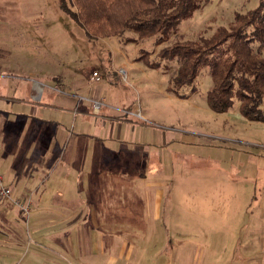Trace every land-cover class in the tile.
<instances>
[{"label": "rangeland", "instance_id": "rangeland-1", "mask_svg": "<svg viewBox=\"0 0 264 264\" xmlns=\"http://www.w3.org/2000/svg\"><path fill=\"white\" fill-rule=\"evenodd\" d=\"M260 7L264 9V0H209L157 45L155 38L141 40L133 31L90 39L58 0H0V100L7 112L19 108L11 102L48 103L50 90L45 88L43 100L33 99L29 88L35 82H63L66 91L56 92L60 97L77 95L89 107L104 101L94 120L110 110V115L132 121L123 125V133L128 130L124 140L131 144L119 146L135 159L148 160L133 161L127 176L121 169L114 188L121 194L132 189L153 196L161 192L163 217L159 228L154 223L133 228L123 214L119 226L105 230L106 239L114 233L120 243L110 255L120 250L128 254L133 246L140 256H125L120 264H264V242L254 237L264 223V122L246 117L239 101L217 113L207 100L214 85L208 68L192 86L178 87L179 64L160 57L166 46L210 37L228 29L237 14ZM95 72L99 82L91 80ZM129 112L134 116L128 117ZM12 118L0 117V138ZM120 200L126 204L123 196ZM24 230H30L26 222ZM59 231L46 230L40 241L51 244L63 238ZM4 247L0 264L7 263ZM176 256L179 261H173ZM89 259L88 264H108L107 259Z\"/></svg>", "mask_w": 264, "mask_h": 264}, {"label": "crops", "instance_id": "crops-1", "mask_svg": "<svg viewBox=\"0 0 264 264\" xmlns=\"http://www.w3.org/2000/svg\"><path fill=\"white\" fill-rule=\"evenodd\" d=\"M44 88L50 90L48 103L11 102L19 106L16 113L7 112V104L0 100V117H13L0 138V173L12 191L9 198L0 193V199L6 200L5 205L0 201V244L5 246L6 264H88L90 255L93 261L107 259L108 264H120L125 256L139 259L133 246L128 254L120 250L118 255H110L120 243L114 233L106 239L105 232L119 226L123 214L133 228L151 223L159 228L163 217L161 192L153 196L132 189L121 194L114 188L121 169L127 176L134 163L148 160L135 159L129 149L119 146L120 142L131 144L124 140L128 130L123 133V125L132 121L112 116L110 110L94 120L93 115H100L102 109L95 112L93 103L89 107L87 100H77V95L60 97L56 92L66 89L63 82L55 86L35 82L29 88L33 99L43 100ZM102 133L110 137L102 138ZM106 140L111 142L106 144ZM122 196L127 205L121 202ZM17 201L30 204L27 217ZM25 222L30 229L27 233ZM261 226L260 235L256 232L254 237L264 242V223ZM50 229H59L65 236L52 239L51 244L40 241V234ZM260 251H264L262 244Z\"/></svg>", "mask_w": 264, "mask_h": 264}, {"label": "trees", "instance_id": "trees-1", "mask_svg": "<svg viewBox=\"0 0 264 264\" xmlns=\"http://www.w3.org/2000/svg\"><path fill=\"white\" fill-rule=\"evenodd\" d=\"M209 0H58L60 9L90 39L113 38L133 31L141 40L166 43ZM130 41V40H129ZM160 57L176 61V85L192 86L208 68L213 88L208 103L217 113L240 102L242 113L264 122V9L237 14L228 28L210 37L175 42Z\"/></svg>", "mask_w": 264, "mask_h": 264}, {"label": "built area", "instance_id": "built-area-1", "mask_svg": "<svg viewBox=\"0 0 264 264\" xmlns=\"http://www.w3.org/2000/svg\"><path fill=\"white\" fill-rule=\"evenodd\" d=\"M120 73L125 77V72L124 70H121ZM92 82H99L101 79H100V76L97 72H95L91 78ZM102 103H104V101L102 102H95L94 103V111L95 112H99V110L101 109V106H102ZM0 193L2 196L4 197H11L12 195V191L10 188H7L4 184V179L0 176ZM16 204L20 207V209L22 210V213L24 216H28L29 213H30V204L28 205H23L21 204L19 201L16 202Z\"/></svg>", "mask_w": 264, "mask_h": 264}]
</instances>
